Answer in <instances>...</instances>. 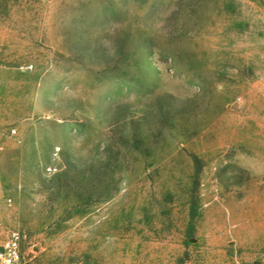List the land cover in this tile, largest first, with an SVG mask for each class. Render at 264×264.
<instances>
[{
    "label": "rangeland",
    "instance_id": "374dc122",
    "mask_svg": "<svg viewBox=\"0 0 264 264\" xmlns=\"http://www.w3.org/2000/svg\"><path fill=\"white\" fill-rule=\"evenodd\" d=\"M0 190L23 264H264V0H0Z\"/></svg>",
    "mask_w": 264,
    "mask_h": 264
},
{
    "label": "built area",
    "instance_id": "2783aa9c",
    "mask_svg": "<svg viewBox=\"0 0 264 264\" xmlns=\"http://www.w3.org/2000/svg\"><path fill=\"white\" fill-rule=\"evenodd\" d=\"M22 233L5 226L0 217V264H23Z\"/></svg>",
    "mask_w": 264,
    "mask_h": 264
},
{
    "label": "crops",
    "instance_id": "0c3cea01",
    "mask_svg": "<svg viewBox=\"0 0 264 264\" xmlns=\"http://www.w3.org/2000/svg\"><path fill=\"white\" fill-rule=\"evenodd\" d=\"M0 196H1V190H0Z\"/></svg>",
    "mask_w": 264,
    "mask_h": 264
}]
</instances>
